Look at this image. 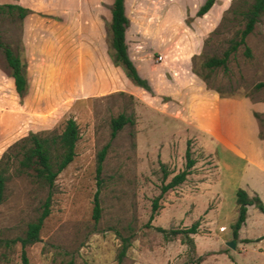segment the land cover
Instances as JSON below:
<instances>
[{
  "label": "rangeland",
  "instance_id": "rangeland-1",
  "mask_svg": "<svg viewBox=\"0 0 264 264\" xmlns=\"http://www.w3.org/2000/svg\"><path fill=\"white\" fill-rule=\"evenodd\" d=\"M135 1L129 0L131 5ZM140 1L141 7L132 10V16L140 32V48L158 72L152 83L146 78L151 89L117 85L90 92V87L81 89L85 80L96 77L80 67L86 61L79 54L85 38L82 21L74 26L73 18L68 21V11L82 4L94 13L95 2L0 0V4L18 3L33 11L20 20L16 9L10 12L0 7L1 40L25 59L29 84L21 100L3 67L0 46V112L4 113L0 155L29 130H60L70 116L80 130L73 160L55 179L40 239L26 247L28 264H118L120 239L115 229L127 234L129 225L132 242L119 264H184L194 254L188 245L179 237L166 239L154 226L179 228L195 220L199 226L192 236L197 254L203 256L196 264H264V238L253 240L264 232V212L249 204L236 237L232 229L238 187H253L264 203V169L246 164L225 141L228 136L246 154L264 162V86H256L264 81V18L245 38L249 54L241 44L230 54L226 67L210 69L202 61L221 55L236 30L243 27L240 18L226 12L233 0H216L201 16L196 15L198 7L195 10L198 0H165V17L175 20L171 24H160L158 19L163 13L162 0ZM101 4L106 11L111 9L112 3L101 0ZM55 9L60 11L49 13ZM101 17L106 51L113 62L110 21ZM197 36L201 43L190 56L184 76L161 66L162 60L172 66L181 62L170 58L179 50L185 52V44ZM90 62L95 64L94 59ZM194 69L202 71L206 79ZM114 74L106 71L109 79ZM180 76L188 80L186 85ZM214 93L220 97L218 108L211 100ZM120 112L133 115L135 123L125 124L112 136L111 118ZM203 116L216 135L201 129ZM104 145L99 179L96 158ZM187 146L194 165L184 181L159 195L164 171L167 182L185 167ZM96 190L101 206L98 220L93 218ZM158 195L159 206L150 219L152 200ZM42 196L33 191L24 175L8 181L0 204V264H24L20 243L5 247L1 239L22 232L36 216Z\"/></svg>",
  "mask_w": 264,
  "mask_h": 264
},
{
  "label": "trees",
  "instance_id": "trees-1",
  "mask_svg": "<svg viewBox=\"0 0 264 264\" xmlns=\"http://www.w3.org/2000/svg\"><path fill=\"white\" fill-rule=\"evenodd\" d=\"M216 0H203L196 10V15H205L215 4ZM7 7L12 12L14 9L18 12L20 20L32 10L18 3L8 2L0 4V7ZM226 12L233 13L235 18H240L243 22V27L236 30L235 36L229 39L228 46L223 50L221 55H211L202 61V66L213 69L218 66L226 67L230 54L235 51L239 45H245V52L250 53V48L245 44L246 36L252 32L256 24L264 18V0H233L232 4ZM226 15L222 16V20ZM129 24V18L125 13L124 0H113L111 4V20L110 28V47L112 48L111 57L115 64L120 65L129 79L148 90L150 85L147 79L140 75L133 60L130 58L125 40V29ZM0 46L4 53L3 67L13 79L15 89L22 100L28 92V77L26 73V61L21 56L20 52L14 49L7 43L1 40ZM199 75L206 79V75L200 70L194 69ZM257 87L264 86V81H258ZM134 124L133 115L120 112L111 118V135H116L117 131L125 124ZM80 136L79 125L74 117L65 119L60 130L41 129L29 130L28 133L19 137L7 146L0 155V204L6 197L7 183L14 176H26L33 186L35 193H42L37 207V214L33 219L27 221L25 228L14 237L3 238L1 242L5 247H10L14 243L19 242L21 246V258L24 264H28V256L26 247L40 239L41 228L44 219L50 212L52 196L55 191V179L58 173L65 168L74 158L76 154V143ZM106 155V145L98 152L96 158L97 177L103 168V160ZM186 164L185 167L164 182L167 172L164 171L163 183L161 184V195L164 191L185 180L190 168L194 165L195 159L189 146L185 150ZM99 183V182H98ZM159 195L152 200L153 213L159 206ZM237 216L232 224L233 236L238 235L239 228L245 223L247 217V206L254 203L261 211L264 212V203L261 197L254 192L250 195L243 187H238L236 190ZM101 215V206L99 200V191L94 193L93 218L98 220ZM151 225V224H150ZM199 221L195 220L190 225L179 228H165L162 226H154L157 230L163 232L166 239L179 237L183 243L188 245L189 251L193 252L188 261L184 264H196L203 259L202 254H197L196 245L193 233L198 231ZM130 230V231H129ZM128 233L125 234L119 229H115L117 236L120 239L119 246L116 252L117 263H121L126 255L127 249L131 245L133 231L132 227L128 226ZM264 238L262 235L254 238L259 240ZM250 240V239H247ZM246 240V241H247ZM240 264V263H238Z\"/></svg>",
  "mask_w": 264,
  "mask_h": 264
},
{
  "label": "crops",
  "instance_id": "crops-1",
  "mask_svg": "<svg viewBox=\"0 0 264 264\" xmlns=\"http://www.w3.org/2000/svg\"><path fill=\"white\" fill-rule=\"evenodd\" d=\"M95 2V11L94 13L91 12V9L85 8V5L81 6L77 5L79 9L76 7L72 9V11H68V21L69 18H73L72 24L79 25L81 22V33H83L85 36L81 50L79 51L80 57L85 61L83 64L80 65L81 69L83 72H89L90 74H93V72L96 74L95 79L91 80H85L84 83L81 85V89H86L87 87L92 88L90 92L98 91V90H104L106 88H109L111 86H117V85H123L124 87H130V88H143L140 85H137L133 83L129 77L125 74L124 70L120 65L115 66L113 62H111L110 56L108 55L106 51V42L103 37V31L105 28L104 20L102 19V15L108 20H111V9H106L103 7L101 4V0H93ZM106 3L111 4L113 0H103ZM161 2V10L163 13H159L160 17L158 18L160 21V24H165V21L167 23H174V19L171 18L170 15H167L165 17V0H162ZM203 0H198L197 5L195 7H198V5L201 4ZM124 6H125V13L129 18V24L125 29V40L127 43V50L130 58L133 60L138 72L140 73L141 76L147 78L150 80L149 83H152L151 80L154 78V75H157L158 72H156V69L152 66L150 63V56L145 52L144 48H140V32H138V25L136 24V19L132 16V10L139 9L141 7V1L138 0L137 2L135 1L132 5L130 4L129 0H124ZM173 9L176 8L178 9L177 6L173 5ZM33 8V7H32ZM34 9L37 10V8L34 7ZM194 10V11H195ZM53 11H60L59 9L51 10L49 13H55ZM30 14L33 13V11L29 12ZM27 13L24 17L26 19ZM61 15V14H60ZM23 17V18H24ZM76 18V20H75ZM53 20V19H52ZM25 24V30H27V24L26 20L24 21ZM32 25H30L31 28ZM139 33V34H138ZM139 38V39H138ZM201 43V38L200 37H193L191 42L185 44V52L182 50H179L175 56H173L170 59H181L179 62H176L172 65H170L168 62L165 60H162L160 63H162L161 66L165 65V67H168V70L173 69V71H177L178 73H181V76L183 75V72H186L189 64V59L190 56L195 53L198 50V47ZM191 50V51H190ZM72 51V50H71ZM163 57V56H162ZM94 59L95 64H91L90 60ZM183 59V60H182ZM185 59V60H184ZM185 61V62H184ZM186 63V64H185ZM96 70L93 69V67ZM88 70V71H87ZM111 70V72L114 71V77L109 79L106 76V71ZM153 71L154 73H151ZM117 73V75H116ZM117 76V77H116ZM153 76V78H152ZM180 78L182 79V83L186 85L185 83L188 81L186 78ZM184 76V75H183ZM188 77V76H187ZM190 77H188L189 79ZM177 79V77H176ZM180 81V80H179ZM213 98V103L216 104L219 103L220 97L217 94H212ZM219 112V111H218ZM4 117V113L0 112V120ZM221 119V117H219ZM221 121V120H220ZM201 129L210 132L211 134L216 135L214 132V127H212L211 123H209L207 116L201 117L200 121ZM225 141L227 143V146H229L233 151H235L237 154L241 156V158L246 159V164H253L258 169H264V162L257 158L256 156H249L246 154L238 145H236L235 142L230 140L228 136L225 137ZM261 138V137H260ZM264 140V137L261 138ZM247 192L252 195L254 192H257L253 187H248ZM244 224V223H243Z\"/></svg>",
  "mask_w": 264,
  "mask_h": 264
},
{
  "label": "water",
  "instance_id": "water-1",
  "mask_svg": "<svg viewBox=\"0 0 264 264\" xmlns=\"http://www.w3.org/2000/svg\"><path fill=\"white\" fill-rule=\"evenodd\" d=\"M228 244H229L230 246H234V242H233V241H228Z\"/></svg>",
  "mask_w": 264,
  "mask_h": 264
},
{
  "label": "built area",
  "instance_id": "built-area-1",
  "mask_svg": "<svg viewBox=\"0 0 264 264\" xmlns=\"http://www.w3.org/2000/svg\"><path fill=\"white\" fill-rule=\"evenodd\" d=\"M162 57V55H159V58H161Z\"/></svg>",
  "mask_w": 264,
  "mask_h": 264
}]
</instances>
